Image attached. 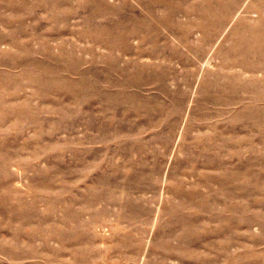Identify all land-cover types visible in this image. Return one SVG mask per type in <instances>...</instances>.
<instances>
[{
    "label": "rangeland",
    "instance_id": "rangeland-1",
    "mask_svg": "<svg viewBox=\"0 0 264 264\" xmlns=\"http://www.w3.org/2000/svg\"><path fill=\"white\" fill-rule=\"evenodd\" d=\"M0 264H264V0H0Z\"/></svg>",
    "mask_w": 264,
    "mask_h": 264
}]
</instances>
